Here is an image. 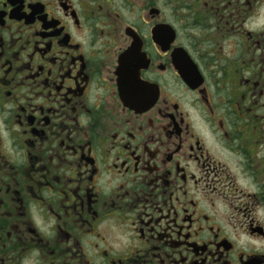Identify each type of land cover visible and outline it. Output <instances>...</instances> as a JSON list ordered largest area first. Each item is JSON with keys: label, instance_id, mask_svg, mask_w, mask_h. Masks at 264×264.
I'll return each mask as SVG.
<instances>
[{"label": "flooded vegetation", "instance_id": "af4514ba", "mask_svg": "<svg viewBox=\"0 0 264 264\" xmlns=\"http://www.w3.org/2000/svg\"><path fill=\"white\" fill-rule=\"evenodd\" d=\"M0 264H264V0H0Z\"/></svg>", "mask_w": 264, "mask_h": 264}]
</instances>
